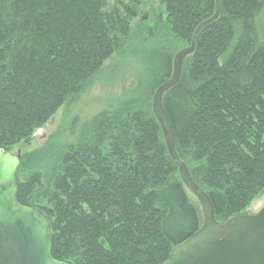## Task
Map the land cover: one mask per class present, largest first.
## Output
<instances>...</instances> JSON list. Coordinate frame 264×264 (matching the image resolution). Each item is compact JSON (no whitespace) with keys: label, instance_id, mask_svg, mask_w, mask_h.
Returning <instances> with one entry per match:
<instances>
[{"label":"trees","instance_id":"trees-1","mask_svg":"<svg viewBox=\"0 0 264 264\" xmlns=\"http://www.w3.org/2000/svg\"><path fill=\"white\" fill-rule=\"evenodd\" d=\"M152 1L0 0V149L28 143L87 95L104 63L137 37L138 9ZM159 1L170 34L188 45L214 12V0ZM161 51L147 95L112 101L82 139L59 149L48 176L18 179V204L50 221L53 260L163 264L202 226L152 113L151 90L172 72L171 53ZM162 105L215 220L244 215L264 193V0H220Z\"/></svg>","mask_w":264,"mask_h":264},{"label":"water","instance_id":"water-1","mask_svg":"<svg viewBox=\"0 0 264 264\" xmlns=\"http://www.w3.org/2000/svg\"><path fill=\"white\" fill-rule=\"evenodd\" d=\"M219 15L220 0H214L212 16L196 28L190 44L174 55L170 77L156 89L151 100L168 156L202 215L199 230L173 248L163 264H264V206L254 215L236 216L218 223L208 195L195 184L177 154L174 131L162 105L164 95L181 78L184 60L195 52L198 35L218 20ZM19 160V155L0 149V264H64L50 256L53 232L48 217L37 208L19 205L16 200Z\"/></svg>","mask_w":264,"mask_h":264},{"label":"rangeland","instance_id":"rangeland-1","mask_svg":"<svg viewBox=\"0 0 264 264\" xmlns=\"http://www.w3.org/2000/svg\"><path fill=\"white\" fill-rule=\"evenodd\" d=\"M107 1L110 5L117 2ZM119 1L128 4V0ZM164 10L159 0L142 3L133 22L137 37L104 63L89 93L76 104L73 102L71 107H61L28 143H20L14 147L11 154L19 155L21 160L19 180L35 171L41 172L44 178L48 176V168L51 167L53 157L59 149L82 139L89 132L93 118L110 106L112 101L121 100L136 89H140L138 95H147L149 84L153 81L148 71L151 58L161 54L164 49L168 50L173 58L174 54L188 45L172 37ZM156 89L157 87H154L151 90L152 97ZM37 152L41 153L33 158V164L24 165L25 156ZM189 195L195 203V198ZM263 206L264 193L256 198L243 214L254 215Z\"/></svg>","mask_w":264,"mask_h":264},{"label":"flooded vegetation","instance_id":"flooded-vegetation-1","mask_svg":"<svg viewBox=\"0 0 264 264\" xmlns=\"http://www.w3.org/2000/svg\"><path fill=\"white\" fill-rule=\"evenodd\" d=\"M117 1V0H116ZM119 1V0H118Z\"/></svg>","mask_w":264,"mask_h":264},{"label":"bare ground","instance_id":"bare-ground-1","mask_svg":"<svg viewBox=\"0 0 264 264\" xmlns=\"http://www.w3.org/2000/svg\"><path fill=\"white\" fill-rule=\"evenodd\" d=\"M156 4V3H155Z\"/></svg>","mask_w":264,"mask_h":264}]
</instances>
